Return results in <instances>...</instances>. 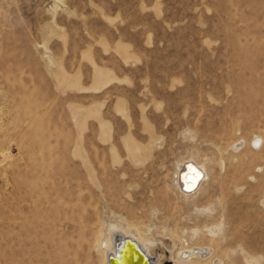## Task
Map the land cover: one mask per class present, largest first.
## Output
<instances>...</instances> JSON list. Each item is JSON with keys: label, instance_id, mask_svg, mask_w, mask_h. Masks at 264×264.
<instances>
[{"label": "rangeland", "instance_id": "obj_1", "mask_svg": "<svg viewBox=\"0 0 264 264\" xmlns=\"http://www.w3.org/2000/svg\"><path fill=\"white\" fill-rule=\"evenodd\" d=\"M119 216L264 264V0H0V264H105Z\"/></svg>", "mask_w": 264, "mask_h": 264}, {"label": "bare ground", "instance_id": "obj_2", "mask_svg": "<svg viewBox=\"0 0 264 264\" xmlns=\"http://www.w3.org/2000/svg\"><path fill=\"white\" fill-rule=\"evenodd\" d=\"M118 110L125 111V109H123V107H120V106L118 107ZM96 112L97 111H95L94 113ZM101 124H102V127H105V123L101 122ZM262 141H263L262 136L257 135L251 141V145L253 142H255L254 145L258 146L259 143L262 144ZM243 144H244L243 141L241 142L237 141L234 143L233 149L237 150L239 146ZM254 145H253V148H255ZM258 148H260V145L258 146ZM126 149H127L128 156L133 162L141 161V157H139V153L141 152L142 147L140 145L134 142L127 141ZM112 150H113V153H116L115 148H113ZM115 160H117L116 157H115ZM143 160H144V157H143ZM91 172H92L91 173L92 178L93 177L96 178L94 168H92ZM176 173H177V179H176L177 186L179 187V189H181V191L184 193L185 196L186 194H192V192L196 191V189H198L200 185H202L203 181L206 180V178L209 175L208 168H207L205 161H197V158H195V160H191V159L188 160L186 158L180 159L177 163ZM97 185L100 186L99 183H97ZM185 199H188V198L186 197ZM198 203L200 202H196L194 198V201L191 207V209L197 213L201 211L202 208H209L210 206L206 204L205 206H203L204 204L200 205ZM119 219H120V222L111 224L110 226L111 229L108 232L107 234L108 236L106 237V239L105 240L103 239L102 242L100 241L101 246L102 244H105L102 246L104 247L103 251H104L105 264H111L109 261L110 256H116V257L118 256V258L116 259H121V260L120 261L117 260L116 261L117 264H125V261L122 259V255H121L122 252L121 250L119 251L120 247H122V250L126 252L127 260L129 261L130 264H136L138 262L137 251H136L135 245L134 244H130V245L124 244L123 245L124 240L127 238L133 240L134 243L137 244L139 248L145 253V255L151 258L152 262L150 264H163V262H161L160 259H157V260L153 259V255L155 253L158 242L159 241L161 243L164 242V239L162 238L161 240H157L152 237V227L153 226L150 225L146 228V230H144L142 228L136 227L129 220H127L126 218H123L122 216H119ZM219 223L220 221H217L213 223L211 226L207 224L205 228L214 226V229L210 231V234H213L214 236V234H216L218 230H220ZM167 229L168 228L164 226V230L160 231L159 234H162V235L166 234ZM201 229L202 228L200 226H197V224L190 228L184 227V230L182 229V234H183L182 236L181 234H174L173 237L177 238L180 242L182 241L184 237L187 238V235L191 239H194L196 236L200 237V235H202V234H199ZM176 246H177V243H176V240H174L172 250H175ZM203 249L208 250L207 254H204V252L206 251H202ZM216 252H217L216 248H214L212 245H209V247H206L205 245H202V246L199 245L196 247H193V246L183 247L182 245L178 249L175 255L174 261H175V264H224L223 257L218 256V253L216 254ZM245 257H246L245 260L247 259L246 260L247 263L250 264L249 260L251 259L247 258L248 257L247 254L245 255ZM145 262L146 261H144L143 263Z\"/></svg>", "mask_w": 264, "mask_h": 264}, {"label": "water", "instance_id": "obj_3", "mask_svg": "<svg viewBox=\"0 0 264 264\" xmlns=\"http://www.w3.org/2000/svg\"><path fill=\"white\" fill-rule=\"evenodd\" d=\"M130 245V244H134L136 251H137V258H138V262L136 264H150L152 262L151 258L146 256L145 253L139 248V246L137 244L134 243L133 240L127 238L124 240L123 245ZM121 250V255H122V259L125 261V264H128L129 261L127 260V256H126V252H124V250H122V247H120L119 251ZM118 258V256H110L109 257V261L111 264H117V260H121V259H116ZM155 259V257H154ZM144 261H146L145 263H143ZM130 264V263H129Z\"/></svg>", "mask_w": 264, "mask_h": 264}]
</instances>
